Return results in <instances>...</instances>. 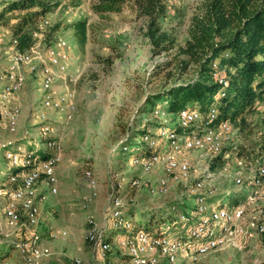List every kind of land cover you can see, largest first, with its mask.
<instances>
[{
  "label": "rangeland",
  "instance_id": "rangeland-1",
  "mask_svg": "<svg viewBox=\"0 0 264 264\" xmlns=\"http://www.w3.org/2000/svg\"><path fill=\"white\" fill-rule=\"evenodd\" d=\"M11 1L0 0V13ZM199 2L166 0L167 10L158 24L163 31L175 37L178 49L188 39L187 29ZM76 3L78 6H72ZM90 5V0H64L43 17L49 21L43 46L62 38L71 48L66 84L75 91L77 111L71 122L52 121L55 130L53 136L62 154L61 170L57 172L56 169L58 193L47 196L40 203L38 225L29 227L23 218L18 227L7 226L2 215L4 200L0 197V264H23L10 242L26 240L32 231L39 235L40 247L49 251V256L41 264H75L76 260L82 264L98 262L95 247L85 240L87 218L91 217L101 230L110 231L113 200L119 198L122 200L123 214L132 215L136 221L123 228L122 236L120 231L112 236L117 239L112 240V249L107 257L109 264H116L125 259L123 251L117 248V241L128 236L129 233L125 231L136 229V223H150L148 228H154L166 214L164 217L170 224L163 231L172 238L189 229V225H178L180 207H190V225L196 222V194L207 195L213 189L215 192L210 199L219 202L213 200L211 206L224 209L230 208L238 198L245 199L247 191L236 180L251 177L255 172V159L264 153V106L256 104L248 115V126L235 134L238 153L232 152L228 158L225 154L215 161L217 157L213 158L205 151L171 150L170 154L175 159L197 165L201 172L199 178L205 177V171L210 173L209 178L204 179L201 191L193 192L194 181H191L187 184H170L167 191L161 192L158 187L162 176L160 165H156L151 172L142 171L132 165L135 157L126 159L122 145L128 140L127 145L132 149L141 148L136 158L143 159L149 145L140 138L142 132L156 136L164 121H167L165 126L170 130L178 126L177 115L166 111L163 116L160 104L153 103L152 97L175 83L192 80L194 68L190 67L186 73L179 71V61L185 58L177 54V49L170 54L154 55L151 46L142 38L147 20L137 18L131 5L118 13L107 14L93 13ZM17 15L18 12L14 11L0 19V33H7L5 42L12 35L11 28L17 22ZM77 21L87 23L85 42L79 41L71 27ZM6 63L4 55L0 53V73L4 71ZM59 86L62 88V84ZM41 100V74H26L25 86L17 99L21 106L18 132L16 135L9 134L0 117V144L18 141L27 131L29 138L38 143L39 153L36 156L40 158L46 148V139L39 134L42 123L39 116L45 111ZM156 143H160L158 154L170 150L168 140L157 139ZM12 145L0 146V155ZM237 158L243 159L242 165L235 162ZM213 164L215 171L210 168ZM0 165L4 166L5 172L10 169L4 158L0 160ZM86 172H91L97 183L96 198H92ZM133 179L139 181L136 188L130 185ZM39 191L44 194L43 189ZM82 204H87V208L82 209ZM263 206L264 183L255 205L247 212V221H251V217ZM172 209L174 211L170 216L168 213ZM215 229L219 230V225ZM59 230L66 231L67 237L51 239L50 234ZM177 264H264V237L256 233L238 237L224 248L197 261L179 257Z\"/></svg>",
  "mask_w": 264,
  "mask_h": 264
},
{
  "label": "built area",
  "instance_id": "built-area-1",
  "mask_svg": "<svg viewBox=\"0 0 264 264\" xmlns=\"http://www.w3.org/2000/svg\"><path fill=\"white\" fill-rule=\"evenodd\" d=\"M48 27L49 21L45 18L38 21L31 33L34 43L26 51L19 50L18 40L12 35L5 42L7 33H0V53L7 61L6 68L0 73V117L5 121L8 133L16 135L21 119V106L17 99L25 86L26 74L40 73L41 104L45 111L39 116L42 120L39 134L46 139L45 150H49L47 158L44 160L38 158L37 153L31 149L39 151L38 143L29 138L27 131L18 141H13L14 143L8 141L0 144V146L13 144L12 147L6 148L3 154L10 169L4 174L6 182L0 184V197L4 200L2 215L6 219V225L13 228L18 227L23 218L29 227L35 228L40 217V203L47 196H55L58 193L59 180L56 169L62 162V154L61 147L53 136L55 130L52 121L71 122L77 111L75 91L66 84L71 63V48L62 38L55 39L44 47V34ZM218 83L225 85L223 78H219ZM59 84H62V88H59ZM36 109L34 113L37 112ZM162 115L164 116L163 112ZM216 115L215 110H210L207 114L197 110H181L177 114L178 127L183 130L191 129L189 134L177 135L174 130L165 126L167 121L162 122L163 126L157 135L170 142V150L143 159L133 158L132 165L146 173L160 165L162 176L158 181V187L161 192L167 191L170 184H187L191 181H194L192 191H201L204 179L209 178L210 173L205 171V177L199 178L198 174L201 172L197 165L195 167L186 160L179 161L170 152L179 151L181 148L197 149L209 153L213 158L225 154L228 158V154L236 151L238 153L234 142L237 130L228 121L216 122ZM144 141L148 143L149 149L155 146V143L147 138H144ZM242 161L241 158L235 159L239 166L242 165ZM254 168L255 172L251 177L245 180L239 177L236 180V183L245 187L247 191L244 201L228 209L220 206L215 208L211 206L213 200L217 202L219 200L210 199L215 192L213 189L207 195L198 193L195 198L197 220L184 231L183 237L170 238L166 236L165 231L161 234L136 231L118 239L117 248L123 251L125 259L116 264H177L179 257L197 261L224 248L238 237L251 236L253 233L264 237V206L251 217V221H247V212L255 205L259 189L264 183V153H260L255 159ZM14 170L18 172L14 173ZM85 176L90 181L92 198H96L97 183L91 172H86ZM130 185L136 188L139 181L133 179ZM39 189H43L44 194ZM81 208L86 209L87 204H82ZM122 212V200L115 198L111 209L114 228L122 226L128 228L130 225L122 220ZM179 219L182 223L188 220L185 215H180ZM87 225L85 240L95 247L99 260L94 264H109L107 254L111 252L112 242H107L105 231L101 230L91 217L87 218ZM217 225L219 230L215 229ZM66 237L67 232L61 230L50 234V238L55 240ZM39 240V235L32 231L28 239L15 243L14 250L24 264H41L43 259L49 256V251L40 247ZM75 264L82 262L76 260Z\"/></svg>",
  "mask_w": 264,
  "mask_h": 264
},
{
  "label": "trees",
  "instance_id": "trees-1",
  "mask_svg": "<svg viewBox=\"0 0 264 264\" xmlns=\"http://www.w3.org/2000/svg\"><path fill=\"white\" fill-rule=\"evenodd\" d=\"M62 1L64 0H13L4 6L0 19L6 13L18 12L17 22L12 25L11 33L18 40L20 51L29 49L34 43L31 33L38 21L60 6ZM90 1L91 10L95 14L118 13L125 6L131 5L137 18L147 20L142 38L151 46L152 53L170 54L177 49V54L185 58L179 61V71L186 73L190 67L194 68L192 80L175 83L153 94L152 102L160 104L161 112L177 115L183 109H190L207 114L210 110H215L216 122L228 121L236 130L243 131L248 126V115L255 105L264 106V0H200L190 19L188 39L179 49L175 37L163 31L158 24L166 13V0ZM72 6H78V3ZM71 27L79 41L85 42L88 30L86 21H77ZM219 78L224 79L225 85L218 83ZM190 131L191 129L183 130L178 126L174 129L177 135L189 134ZM140 138H147L155 143L145 157L158 154L160 143L157 144L156 140H161L158 135L153 136L144 131ZM127 141L122 145V151L127 154L126 159L136 158L141 148L132 149ZM31 149L35 154L39 153L38 150ZM48 156L49 150H45L40 159L44 160ZM220 158L221 155L214 160ZM210 168L215 171L214 164ZM13 172L17 173L18 170ZM241 199L238 198L233 205L242 202ZM172 211L174 209L168 215L172 216ZM190 211V207H180V215H185L188 220L178 225H190ZM164 216L154 228H148L150 223H136V229L125 233L131 235L143 230L161 234L165 226L170 224ZM121 218L128 224L136 221L132 215L123 212ZM143 226L146 228H141ZM123 228L124 226L110 227V231L105 232L107 242L111 243L115 239L112 237L115 232L120 231L122 236ZM177 236L183 237L184 231ZM10 244L14 248L15 243Z\"/></svg>",
  "mask_w": 264,
  "mask_h": 264
},
{
  "label": "crops",
  "instance_id": "crops-1",
  "mask_svg": "<svg viewBox=\"0 0 264 264\" xmlns=\"http://www.w3.org/2000/svg\"><path fill=\"white\" fill-rule=\"evenodd\" d=\"M5 68H6V64H5ZM5 122V121H4ZM6 125V123H5ZM4 152L1 153L0 155V160H2L4 158ZM61 170V168H59V165L57 167V172H59ZM5 168L3 165H0V184H4L6 182V177L4 176L5 174Z\"/></svg>",
  "mask_w": 264,
  "mask_h": 264
}]
</instances>
